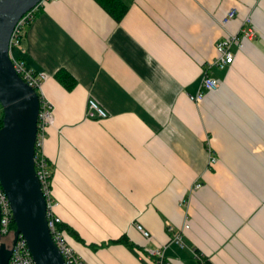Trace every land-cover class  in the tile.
<instances>
[{"label":"crops","instance_id":"1","mask_svg":"<svg viewBox=\"0 0 264 264\" xmlns=\"http://www.w3.org/2000/svg\"><path fill=\"white\" fill-rule=\"evenodd\" d=\"M124 2L117 19L98 0L49 1L14 54L50 75L44 150L67 239L91 264H161L148 252L161 247L166 264H264V0ZM249 25L234 62L211 65L217 42ZM205 70L220 87L196 101ZM90 97L106 117H87ZM186 219L202 258L172 240L168 225Z\"/></svg>","mask_w":264,"mask_h":264},{"label":"water","instance_id":"2","mask_svg":"<svg viewBox=\"0 0 264 264\" xmlns=\"http://www.w3.org/2000/svg\"><path fill=\"white\" fill-rule=\"evenodd\" d=\"M39 1L0 0V182L13 210V243L23 234L37 264H67L48 225L47 201L35 167L40 97L18 73L10 54L17 22ZM11 253L10 244L1 243L0 264H7Z\"/></svg>","mask_w":264,"mask_h":264},{"label":"built area","instance_id":"3","mask_svg":"<svg viewBox=\"0 0 264 264\" xmlns=\"http://www.w3.org/2000/svg\"><path fill=\"white\" fill-rule=\"evenodd\" d=\"M49 1L55 0H40L36 6L29 9L21 16L12 33L10 54L18 73L36 89L40 97L38 130L35 141V167L47 201V219L51 234L60 248L67 264H91L67 239L65 229L62 225V216L57 211L59 200L54 196L52 190V168L44 147L48 136V129L55 121V111L53 103L43 93V84L50 75L47 71L34 70L33 68L28 67L24 60L17 58L13 53L14 46L22 45L26 25L33 19L36 9ZM237 14V7L229 8L221 18L222 24L228 25ZM256 34V28L253 25H249L242 27L238 32L229 33L222 37L216 44L218 55L212 61L211 65H218L223 68L227 64H232L236 57L233 46L236 45L238 49L245 47L246 43L253 39ZM219 87L220 81L213 76L209 70H205L199 91L195 94L190 93V97L196 101H200L205 96L206 91L217 90ZM86 115L90 118L106 117L108 111L96 98L90 97L88 100ZM211 149L212 148L209 147V166H213L218 160V157ZM201 186L202 182H197L194 185V188H200ZM135 226L146 238L152 237L151 231L146 228L142 222L137 221ZM190 226L191 222L189 219H186L183 227L179 230H176L171 224L168 225L169 229L172 231V240L174 242L182 248L191 249L196 255L202 258V255L184 239L183 229L189 228ZM15 228L16 225L11 202L0 182V237L10 239V246L12 247V253L7 264H37L28 241L23 234H19L18 238L13 243ZM148 252L151 255L156 256L161 264H166L164 247L149 249Z\"/></svg>","mask_w":264,"mask_h":264},{"label":"trees","instance_id":"4","mask_svg":"<svg viewBox=\"0 0 264 264\" xmlns=\"http://www.w3.org/2000/svg\"><path fill=\"white\" fill-rule=\"evenodd\" d=\"M106 9H108L117 19H121L122 16L125 14V12L128 9V5L124 2V0H98ZM57 76L59 77V79L66 83V85L71 88L74 85V81L73 82H69V80H74V77H72V75L66 71H58ZM3 106L0 103V127L3 124ZM116 241H121L124 240V238H117L115 239ZM6 242L10 244V239L7 238H3L0 237V244Z\"/></svg>","mask_w":264,"mask_h":264},{"label":"rangeland","instance_id":"5","mask_svg":"<svg viewBox=\"0 0 264 264\" xmlns=\"http://www.w3.org/2000/svg\"><path fill=\"white\" fill-rule=\"evenodd\" d=\"M17 47H18V46H14V47H13L14 54H17Z\"/></svg>","mask_w":264,"mask_h":264}]
</instances>
